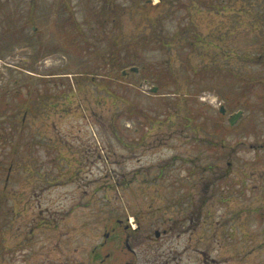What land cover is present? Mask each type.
Segmentation results:
<instances>
[{"label":"rangeland","instance_id":"obj_1","mask_svg":"<svg viewBox=\"0 0 264 264\" xmlns=\"http://www.w3.org/2000/svg\"><path fill=\"white\" fill-rule=\"evenodd\" d=\"M195 192L264 243V0H0V264H48L53 215L77 263L86 213Z\"/></svg>","mask_w":264,"mask_h":264},{"label":"flooded vegetation","instance_id":"obj_2","mask_svg":"<svg viewBox=\"0 0 264 264\" xmlns=\"http://www.w3.org/2000/svg\"><path fill=\"white\" fill-rule=\"evenodd\" d=\"M188 195L174 202L185 206L176 218L151 215L152 226L146 229L134 207L126 212L105 207L92 214L86 213L84 228L87 226L91 230L100 224V230L95 240L89 241L85 260L82 256L77 263H73L71 256L64 257L67 251L74 253L78 249L71 244L64 246L69 231L63 232L60 228L66 229V223L60 226L62 220L53 215L45 227L51 241L40 247L39 254L47 259L48 264H54L55 255L63 259L61 264H264V258L258 256L264 243L253 247L256 241L253 232L247 234L239 230L242 233L238 235L234 230L224 229L221 238L211 209L204 207L205 194L195 192ZM82 233L85 237H92L89 230H82ZM253 253L258 258H252Z\"/></svg>","mask_w":264,"mask_h":264},{"label":"water","instance_id":"obj_3","mask_svg":"<svg viewBox=\"0 0 264 264\" xmlns=\"http://www.w3.org/2000/svg\"><path fill=\"white\" fill-rule=\"evenodd\" d=\"M132 70H134V69H132ZM135 71H136V69H135ZM155 91H156V88L152 89V92H155ZM221 113H224V108H221ZM241 116H242L241 111H238L236 114L231 115L229 118L230 126H233Z\"/></svg>","mask_w":264,"mask_h":264},{"label":"trees","instance_id":"obj_4","mask_svg":"<svg viewBox=\"0 0 264 264\" xmlns=\"http://www.w3.org/2000/svg\"><path fill=\"white\" fill-rule=\"evenodd\" d=\"M223 2V1H222ZM101 16H104V14L103 13H101ZM106 20V19H105ZM174 41V39H172V41L171 42H173ZM171 42H170V45H171ZM114 60V59H113ZM120 62L117 60L114 64H113V68L117 65V64H119ZM162 85V83H160V86ZM163 86V85H162ZM253 89H251L250 91H252Z\"/></svg>","mask_w":264,"mask_h":264}]
</instances>
